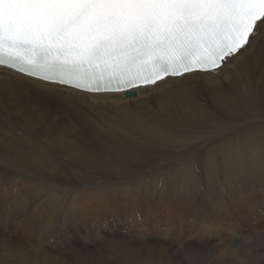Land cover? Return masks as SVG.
I'll return each mask as SVG.
<instances>
[{"label":"bare ground","instance_id":"bare-ground-1","mask_svg":"<svg viewBox=\"0 0 264 264\" xmlns=\"http://www.w3.org/2000/svg\"><path fill=\"white\" fill-rule=\"evenodd\" d=\"M217 72L166 78L126 97L0 68V241L23 246L36 264H164L178 242L212 246L236 228L264 238V175L240 127L254 128L264 114V43ZM30 98L67 114L40 116ZM189 152L193 160L182 162ZM96 164L104 180L85 181ZM164 168L171 170L146 179ZM115 208L109 226L104 217ZM155 217H164V233L152 238ZM166 218L178 232L166 229ZM119 225L126 233L108 235ZM215 264L231 261L221 253Z\"/></svg>","mask_w":264,"mask_h":264},{"label":"snow or ice","instance_id":"snow-or-ice-1","mask_svg":"<svg viewBox=\"0 0 264 264\" xmlns=\"http://www.w3.org/2000/svg\"><path fill=\"white\" fill-rule=\"evenodd\" d=\"M258 43L264 0H0V65L87 92L216 75ZM250 123L243 145L264 175V114Z\"/></svg>","mask_w":264,"mask_h":264},{"label":"clouds","instance_id":"clouds-1","mask_svg":"<svg viewBox=\"0 0 264 264\" xmlns=\"http://www.w3.org/2000/svg\"><path fill=\"white\" fill-rule=\"evenodd\" d=\"M239 238L241 243L232 246L230 241ZM264 247V238L255 231L231 229L227 241L220 239L212 246H191L178 242L168 252L164 264H215L221 253L226 254L231 264H264V255H254L257 248ZM0 264H36L30 253L21 245L0 241Z\"/></svg>","mask_w":264,"mask_h":264},{"label":"rangeland","instance_id":"rangeland-1","mask_svg":"<svg viewBox=\"0 0 264 264\" xmlns=\"http://www.w3.org/2000/svg\"><path fill=\"white\" fill-rule=\"evenodd\" d=\"M34 93V92H33ZM30 95H32V94H30ZM33 95H35V93L33 94ZM37 96H39L40 97V95H37ZM37 96L35 95V98L36 99H38L37 98ZM41 99V98H40ZM37 101V104L35 103ZM39 101V102H38ZM42 101H46V102H44V103H42ZM34 102V103H33ZM47 102L49 103V104H47ZM42 104V105H41ZM29 105H32L30 108H34L33 110L34 111H37V110H40L41 111V115L40 116H42V115H46V116H48L49 117V119L51 118V119H56L57 117H58V119H60L61 117H65V115L67 114V111H63V110H59V109H56L55 107H52V106H50L51 105V102H49V101H47V100H45V99H41V100H31V98L29 99ZM41 107H40V106ZM44 105V106H43ZM48 107H46V106ZM33 106H36V108L35 107H33ZM39 106V107H38ZM44 107V108H43ZM45 107L47 108V109H45ZM52 108V113H49L50 112V110H51V108ZM38 108V109H37ZM41 108H43V109H41ZM47 110V111H46ZM48 110H49V112H48ZM40 111H37V112H39L40 113ZM53 116V117H52ZM56 117V118H55ZM36 120H37V117L35 118ZM0 126H4V122H0ZM102 146V145H101ZM107 148V150L105 151V153L107 152V153H111V155H113L114 153L112 152V151H110L109 150V147H104V145L102 146V149H101V152L103 153L104 151H103V149H106ZM109 151V152H108ZM109 153V154H110ZM113 153V154H112ZM116 155V154H115ZM77 162H79V161H77ZM67 167H69V169L70 170H72V167H70V165H66ZM98 167L99 165L98 164H96L94 167H93V172L94 173H89L88 174V177H89V179H86L85 181H87V182H89L90 180H91V178H94V179H99V180H104L102 177H101V175L100 174H98L99 172H100V169L102 168V167H98V168H96L95 169V167ZM150 167V166H149ZM95 169V170H94ZM98 169H99V171H98ZM75 167H74V170H72L71 171V173L72 174H74L73 172H75ZM97 174H96V173ZM92 175V176H91ZM94 175V176H93ZM91 176V177H90ZM100 176V177H99ZM97 177V178H96ZM35 182H36V184H38V185H41V181L39 180V179H37V178H35ZM123 183H127L126 182V180L123 182ZM96 186H99L98 184H96ZM58 195H60L61 194V192H58L57 193ZM174 203V202H173ZM30 206H31V201H30V199H29V211H30ZM66 206H67V203L64 205V208H66ZM119 213V210H117V208H115V209H112L111 210V212H110V214H111V217H104L105 219H106V222L108 223V225L110 226V224H115L116 223V218L117 217H115V216H117V214ZM200 214H201V212H200ZM135 215H136V217H137V219L139 220V221H143L144 219H143V211L142 210H135ZM202 215V214H201ZM62 217V216H61ZM203 217V216H202ZM99 218H101V219H104V218H102V217H99ZM164 218V217H155V219L154 220H157V222H154L153 221V227H152V235H150L152 238H156V237H159V236H162V234L164 233L163 231H162V228L161 229H159L158 227L159 226H161V221H162V219ZM208 217H203V221L205 222V221H207L208 219H207ZM237 218V217H236ZM243 217H238V220H241ZM98 220V219H96V218H89V220ZM229 219H230V221L231 222H234V218L233 217H229ZM166 229L168 228V227H170L169 229L171 230V232H173V233H176V232H178L179 231V228H178V225H176L177 224V220L176 219H169V220H171V222L166 218ZM101 221V220H100ZM118 221H120V218L118 219ZM122 221V220H121ZM120 221V222H121ZM120 222H118V223H120ZM170 222V223H169ZM172 222H173V225H171L172 224ZM176 222V223H175ZM128 224V223H127ZM175 224V225H174ZM128 226H132V225H129L128 224ZM173 226H175V227H173ZM120 227V228H119ZM121 229V231H118V230H120ZM113 230H114V232H113V234H110L108 231H107V233H105V234H108V235H112V236H121L122 234L121 233H126V231L124 230V231H122L123 229L121 228V226L119 225V226H117V229H116V227H113ZM175 230H176V232H175ZM141 231H143V229H141ZM157 231H159V232H157ZM64 232H66L65 231V229H64ZM68 232H70V231H68ZM68 232H66V233H68ZM145 231H143V233H144ZM116 233H117V235H116ZM128 235H131V234H135V232L133 231V228L132 229H130V230H128V233H127ZM145 234H147L146 232H145ZM170 234V233H169ZM149 235V234H148Z\"/></svg>","mask_w":264,"mask_h":264},{"label":"water","instance_id":"water-1","mask_svg":"<svg viewBox=\"0 0 264 264\" xmlns=\"http://www.w3.org/2000/svg\"><path fill=\"white\" fill-rule=\"evenodd\" d=\"M137 95V92L136 91H132V92H127L125 94L126 97H132V96H136Z\"/></svg>","mask_w":264,"mask_h":264}]
</instances>
